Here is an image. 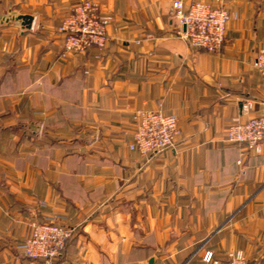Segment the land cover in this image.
<instances>
[{
	"label": "crops",
	"instance_id": "1",
	"mask_svg": "<svg viewBox=\"0 0 264 264\" xmlns=\"http://www.w3.org/2000/svg\"><path fill=\"white\" fill-rule=\"evenodd\" d=\"M79 1L0 0V264H45L21 245L50 217L72 229L55 264H264V148L239 163L226 138L264 115V0H203L233 14L217 52L178 35L175 0H95L106 47L64 57ZM137 109L178 117L174 148H129Z\"/></svg>",
	"mask_w": 264,
	"mask_h": 264
},
{
	"label": "built area",
	"instance_id": "2",
	"mask_svg": "<svg viewBox=\"0 0 264 264\" xmlns=\"http://www.w3.org/2000/svg\"><path fill=\"white\" fill-rule=\"evenodd\" d=\"M172 9L178 35L190 46L208 52H217L222 48L227 24L233 16L227 7L203 0H193L187 4L183 0H175ZM111 20L112 16L102 13L95 0L76 3L59 25L63 36L62 55L86 52L93 47L104 49ZM254 65L264 82V48L258 50ZM133 121L135 132L129 148L144 157L149 158L174 148L181 133L178 117L161 109H137ZM226 138L240 147L239 163L250 153H261L264 148V115L232 123L227 128ZM59 219L50 217L31 222V235L21 245L27 257L42 260L45 264L59 261L72 237V229ZM203 260L209 264H250L242 251L230 252L225 261H219L209 250L204 253Z\"/></svg>",
	"mask_w": 264,
	"mask_h": 264
},
{
	"label": "water",
	"instance_id": "3",
	"mask_svg": "<svg viewBox=\"0 0 264 264\" xmlns=\"http://www.w3.org/2000/svg\"><path fill=\"white\" fill-rule=\"evenodd\" d=\"M23 20H24V23L30 27L31 26V23L33 21V17L31 15H22L21 17Z\"/></svg>",
	"mask_w": 264,
	"mask_h": 264
}]
</instances>
